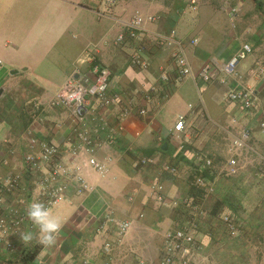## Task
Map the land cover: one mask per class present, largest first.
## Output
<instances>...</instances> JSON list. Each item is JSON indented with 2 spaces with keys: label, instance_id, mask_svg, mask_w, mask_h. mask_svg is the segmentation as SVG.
<instances>
[{
  "label": "crops",
  "instance_id": "0c3cea01",
  "mask_svg": "<svg viewBox=\"0 0 264 264\" xmlns=\"http://www.w3.org/2000/svg\"><path fill=\"white\" fill-rule=\"evenodd\" d=\"M117 4L0 0V181L21 176L4 207L42 203L35 176L23 165L24 156L37 152L41 143L59 147L67 166L79 167L92 187L77 195L72 185L65 200L51 210L64 221L54 246L42 250L35 238L38 229L27 218L31 229L25 232L33 233V241L24 245L14 238V251H0V264L157 262L164 255L165 235L179 227L186 199L198 206L194 214L184 210L196 217L195 239L203 246L194 264H264V133L258 127L264 115V0L196 7L179 0ZM232 8L237 10L233 17ZM136 12L160 18L145 25L142 34L147 71L131 67L129 48L114 44ZM171 32L183 44L192 76L178 82L171 75L163 83L160 74L173 66L175 46L163 43ZM244 44L251 52L237 64L236 77L224 76L223 67ZM93 62L110 71V90L119 94L118 104L105 113L107 122L123 127L112 144L104 134L91 136L94 147L88 156L111 160L104 178L84 159L67 155L77 120L70 110L50 105L65 82L86 73ZM202 69L207 81L198 79ZM241 89L253 94L249 112L226 97ZM147 94L150 102L144 99ZM124 108L130 115L121 121ZM139 110L145 115L139 116ZM180 115L185 116L184 131L176 134ZM245 129L250 140L233 156L231 145ZM196 156L209 159L214 174L208 188L193 196L189 179L200 164ZM144 158L151 162L140 166ZM231 159L237 164L234 171L227 165ZM167 166L175 172L164 171ZM106 216L129 222L127 233L118 237L104 223ZM225 216L237 220L236 235L223 222L218 224L216 219ZM106 243L111 245L109 254L103 251ZM248 249H259V260Z\"/></svg>",
  "mask_w": 264,
  "mask_h": 264
},
{
  "label": "built area",
  "instance_id": "2783aa9c",
  "mask_svg": "<svg viewBox=\"0 0 264 264\" xmlns=\"http://www.w3.org/2000/svg\"><path fill=\"white\" fill-rule=\"evenodd\" d=\"M109 5H113L115 0H107ZM237 13L236 8L229 10L231 17ZM159 16H143L134 13L123 25V31L114 39L117 46H126L130 50L129 64L131 67L147 71L149 69L148 61L143 57L146 46L142 41L144 26L158 21ZM165 45H174L175 50L171 55L173 66L171 69L163 70L160 74V80L168 83L169 76L173 75L176 81L180 82L186 77L192 76L191 67L185 56L183 44L175 38V33L171 32L169 40H164ZM191 44H195L192 41ZM251 48L244 44L227 64L223 67V74L226 77H236V66L243 61ZM198 79L207 81L206 69L198 73ZM111 73L110 71L96 63H92L88 71L78 75L77 78H69L59 92L50 102L53 108H64L72 112L77 123L71 129V135L68 139L70 145L67 155L75 160H85L86 165L94 172L104 178L109 171L108 165L111 160L108 158L104 162H98L94 157L88 156L93 151L91 136L104 134L108 143H114L116 137L123 131L122 125L110 127L106 119V111L116 106L119 101V94L110 90ZM230 102L237 103L245 112L252 110L254 106V97L249 89L232 91L227 94ZM145 101L150 102L151 96L147 94ZM145 110H139L138 115L144 116ZM130 115L128 109H123L119 114V119L124 121ZM86 121L82 125V121ZM185 116L177 117L173 131L180 134L184 131ZM259 131L264 133V115L258 124ZM250 132L243 130L240 138L233 141L231 153L236 156L240 151L246 148L250 140ZM86 157V158H85ZM200 163L198 169L200 172L209 169L212 162L209 159L195 157ZM74 161V163H75ZM151 161L147 158L142 159L140 166H146ZM23 165L26 172L35 176L34 185L37 195L41 202L50 210L60 205L66 197L71 186L74 185V192L82 195L91 192L92 187L87 183L79 172V167L70 168L64 162L63 151L55 145L41 143L38 151H32L24 156ZM232 171L236 168V162L231 159L228 164ZM74 170V171H73ZM164 171L173 174L174 167H165ZM261 175L264 176V168ZM21 176L18 174L9 175L0 181V251L13 252L15 249L14 238L20 239V234L31 229L27 223L26 204L20 203L18 207H4L7 197L12 195L19 187ZM194 184L200 188H208L210 185L208 179L198 175ZM161 200V198H160ZM198 206L191 205L192 211L196 212ZM104 223L116 229L118 237L124 236L130 228L129 222H122L111 216H106ZM222 222L230 234L236 235L239 230L237 221L225 216ZM27 225V226H26ZM198 231V222L195 217L185 220L181 226L168 232L164 238V255L155 264H194L193 257L200 254L203 246L196 241L195 235ZM111 245L104 244L103 251L109 254ZM135 264H148L144 260H137Z\"/></svg>",
  "mask_w": 264,
  "mask_h": 264
},
{
  "label": "clouds",
  "instance_id": "9594fccd",
  "mask_svg": "<svg viewBox=\"0 0 264 264\" xmlns=\"http://www.w3.org/2000/svg\"><path fill=\"white\" fill-rule=\"evenodd\" d=\"M26 215L38 229L35 238L38 239L42 250L54 246L58 238V233L63 227L64 221L62 217L53 213L43 203L35 201L27 206ZM19 236L24 245L30 244L34 239V235L30 231L21 233Z\"/></svg>",
  "mask_w": 264,
  "mask_h": 264
},
{
  "label": "rangeland",
  "instance_id": "374dc122",
  "mask_svg": "<svg viewBox=\"0 0 264 264\" xmlns=\"http://www.w3.org/2000/svg\"><path fill=\"white\" fill-rule=\"evenodd\" d=\"M80 1H82L83 3H86L87 2V0H80ZM105 1V0H104ZM116 1H118V4L117 5H121V4H119V1H122V2H125V3H127V4H129L130 6H132L133 5V3L135 2V0H116ZM160 1H164V2H167V1H169V0H160ZM180 2H183V3H185L186 5H191V6H198V5H201V4H205V3H214V4H216V5H220V4H226V3H229V1L230 0H179ZM116 5V6H117ZM115 6V7H116ZM243 192V191H242ZM186 204V205H185ZM184 206H187V199H186V202H184ZM187 209H189V211L191 210L192 211V209H191V206L190 207H186ZM184 209H185V207H184ZM183 209V211H181V216H180V218L178 219V225L179 226H181V224L185 221V220H188V219H190V218H194L195 216H193V215H191V214H188V212H186L185 210ZM187 213V214H186ZM193 214L195 213L194 211L192 212ZM208 214H209V212H207ZM196 218V217H195ZM217 221H218V224H221L222 223V218H220V219H216ZM233 220H234V218H233ZM176 228H177V226H176ZM174 230V229H173ZM172 231V230H171ZM231 235V234H230ZM248 251V254L249 255H251V253H255L256 255H255V257H254V259H257V260H259V256H258V253L260 252V250L259 249H257V250H251V249H248L247 250ZM263 252H264V249H263ZM261 253V252H260ZM227 261V260H226ZM229 262H232V260H229ZM156 263V261L155 262H151V263H148V264H155Z\"/></svg>",
  "mask_w": 264,
  "mask_h": 264
},
{
  "label": "trees",
  "instance_id": "16d2710c",
  "mask_svg": "<svg viewBox=\"0 0 264 264\" xmlns=\"http://www.w3.org/2000/svg\"><path fill=\"white\" fill-rule=\"evenodd\" d=\"M256 1V0H254ZM256 5L259 7L260 5L258 3H256ZM212 167V166H211ZM193 174V173H192ZM213 174L214 172L212 171L211 168L209 169H205L204 171L200 172V170L198 169V167H196V170L194 171V174L191 175L190 179H189V182H190V185H191V190H190V193L194 196L196 195L195 193L197 192H201L203 193V190L200 188V187H197L195 184H194V181H195V178L198 176V175H201L202 177L208 179L209 181H211L213 179ZM211 179V180H210ZM191 204V203H190ZM190 204L188 205V200H187V206H185V209L186 207H190ZM186 205V204H185ZM193 205V204H192ZM233 220V219H232ZM233 221H237L236 219H234Z\"/></svg>",
  "mask_w": 264,
  "mask_h": 264
},
{
  "label": "water",
  "instance_id": "95a60500",
  "mask_svg": "<svg viewBox=\"0 0 264 264\" xmlns=\"http://www.w3.org/2000/svg\"><path fill=\"white\" fill-rule=\"evenodd\" d=\"M14 73H16V72H14ZM166 148V146H163V149H165Z\"/></svg>",
  "mask_w": 264,
  "mask_h": 264
}]
</instances>
